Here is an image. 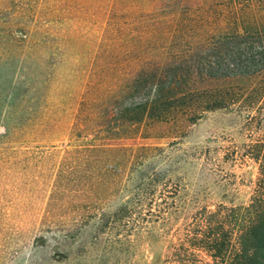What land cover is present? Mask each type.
Here are the masks:
<instances>
[{
	"label": "rangeland",
	"instance_id": "1",
	"mask_svg": "<svg viewBox=\"0 0 264 264\" xmlns=\"http://www.w3.org/2000/svg\"><path fill=\"white\" fill-rule=\"evenodd\" d=\"M107 6L0 0V133L2 122L22 114L13 111L22 98L61 101L75 83L79 52H124L105 20ZM248 112L206 110L181 136L98 139L119 150L96 152V161L75 168V180L65 176L57 187L68 154L62 139L69 147L82 139L0 146V264H174L168 254L201 207L250 200L258 167L243 151L264 137V110Z\"/></svg>",
	"mask_w": 264,
	"mask_h": 264
},
{
	"label": "trees",
	"instance_id": "2",
	"mask_svg": "<svg viewBox=\"0 0 264 264\" xmlns=\"http://www.w3.org/2000/svg\"><path fill=\"white\" fill-rule=\"evenodd\" d=\"M101 2L108 4L105 20L120 35L115 43L124 52H79L75 83L59 94L60 102L32 97L22 104V98L13 105L22 113L18 119L1 123L2 147L13 140L25 146L36 137L49 143L61 135L82 139L72 147L62 139L68 154L58 164L53 186L65 176L75 180V168L96 161V152L119 150L114 142H93L98 139L181 136L204 111L217 107L255 111L260 117L264 0ZM18 150L11 152H29ZM243 154L258 167L250 200L201 207L168 261L264 264V137L249 142ZM64 166L71 170L63 172Z\"/></svg>",
	"mask_w": 264,
	"mask_h": 264
}]
</instances>
